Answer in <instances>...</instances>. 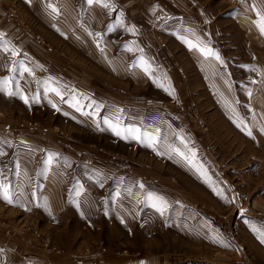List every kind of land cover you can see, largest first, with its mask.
<instances>
[{"label": "rangeland", "instance_id": "1", "mask_svg": "<svg viewBox=\"0 0 264 264\" xmlns=\"http://www.w3.org/2000/svg\"><path fill=\"white\" fill-rule=\"evenodd\" d=\"M6 1L0 0V10L7 20L32 32L16 1ZM136 1L147 6V0ZM240 1L228 0V11L219 17L221 34L198 47L218 66L231 68L239 57L250 61L254 46L262 53V67L264 39L246 50L253 27ZM122 20L130 23L125 14ZM136 29L143 38L145 28ZM34 37L42 47L39 62L0 42V118L17 136L5 141L8 155L33 163L36 172L27 170L25 176L8 169V158L0 156V178L7 181L8 194L9 185L17 192L30 184L39 188L46 155L53 172L62 174L64 206L50 214L37 203L38 215L25 223L32 230L23 233L29 244L49 252L46 264H264L263 78L260 87L237 82L233 108L212 112L209 123L201 121L206 131H197L191 123L194 108L157 106V98L149 96L156 88L111 77L109 61L100 63L98 74L77 45ZM107 45L117 56L114 45ZM141 45L137 52L146 56L147 44ZM165 46L173 51L182 45ZM224 113L227 124L219 123ZM224 135L226 147L220 143ZM206 137H216L214 156L223 171L214 170L210 150H202L209 144ZM26 150L35 151L24 156ZM2 224L6 235L22 237Z\"/></svg>", "mask_w": 264, "mask_h": 264}, {"label": "crops", "instance_id": "2", "mask_svg": "<svg viewBox=\"0 0 264 264\" xmlns=\"http://www.w3.org/2000/svg\"><path fill=\"white\" fill-rule=\"evenodd\" d=\"M2 1L7 5L6 0ZM14 1L22 11L23 18L32 27V32L27 34L20 26L11 24L5 13L0 10V42L11 43L16 51L34 61L40 59L36 57V54L42 48L34 44L33 39L36 34H39L44 41L75 44L86 52L93 61V65L97 66L95 68L98 74L101 68L100 63L104 61L107 66L105 61H109L110 70L107 67L106 71L111 74V77L124 80L123 83L126 85L145 87L144 90H149L150 86L156 88L157 94L152 93L149 96L157 98V106L194 108L195 113L191 123L197 131L203 130L200 128L203 118L210 122L212 112L218 109L222 112L228 111L230 106L233 108L236 102L233 90L237 82L248 81L252 87H260L261 78L264 79V65L261 67L260 61V57L263 56L260 50H254V46L250 53V61L245 62L239 57L240 61H233V68L218 66L212 58L203 56L201 48L198 47L199 41L212 42L215 36L221 34L219 27L222 23H219V20L222 18L221 15L229 9L228 0H147L145 8L141 7L136 0H101V3L91 4L88 0ZM103 3H107L109 7H103ZM49 4L52 5L51 8ZM237 5L247 11L251 17L249 22L253 30L252 34L248 35L246 46L249 52L252 43L260 42L261 38L264 39V34H261L258 27L256 28V23L262 15L264 16V0H241ZM52 8L56 11H52ZM124 14L130 19L128 25L122 20ZM138 25L145 28L141 39L136 29ZM168 42L180 43L182 46L171 51L172 48L165 46ZM107 43L114 45L117 56L110 55L111 50ZM141 43L147 44L146 50L149 53H145L146 56L137 52L144 47ZM26 44L30 47L28 51L23 48ZM130 48L134 49V52H131ZM105 51L110 57L104 53ZM154 51L155 53H150ZM153 56H157L154 61L150 59ZM262 105L264 106V100ZM199 108L205 110L201 112V114L205 113L203 117L197 113ZM219 117L221 121L217 122L224 124L229 122L227 113L220 114ZM7 123L0 118V156L8 158L4 167L14 171H24L26 176L27 170L33 169V163L23 162L20 159L13 160L12 155H8L9 152L6 151L8 146L5 141L17 136L6 129ZM194 137L198 143H201L200 139L195 135ZM215 140L216 137L207 138L209 144L205 147L206 149L202 147V150H210L207 155L212 159L211 167L214 170L223 171L225 166L214 156L213 150L217 149L216 145L214 146ZM227 141L228 138L225 135L220 138V143L224 147L227 146ZM32 151L35 150L21 153L29 156ZM44 159L45 164L43 163L42 170L45 173H40L42 185H37L39 188L28 181L30 185L24 188V191L22 189L17 192L16 186L9 185L8 196L12 203H8L3 198L2 190H0V218H2L0 220V264L4 262L6 264H46L45 256L49 254L46 248L29 244L30 238L24 240L23 236V233L29 234L32 230L31 227L25 226V223L31 220L30 217L38 215L37 203L43 204L50 214L57 213L58 211L54 209L64 206L62 174L53 172L54 166L48 164L47 155ZM33 170L36 172L35 168ZM35 172L28 173L33 176ZM35 179L37 176L33 178ZM6 183L7 181L2 182L0 178V185L7 190ZM34 194L36 197L33 198ZM3 216L16 219L6 220ZM2 222L8 226L12 234L18 233L22 237L6 235L4 233L6 228L2 226Z\"/></svg>", "mask_w": 264, "mask_h": 264}, {"label": "snow or ice", "instance_id": "3", "mask_svg": "<svg viewBox=\"0 0 264 264\" xmlns=\"http://www.w3.org/2000/svg\"><path fill=\"white\" fill-rule=\"evenodd\" d=\"M88 2L90 4L93 2L101 3V0H88ZM102 6L103 7H109V5L107 3H103ZM49 7L51 8L52 5L49 4ZM52 11L55 12L56 9L52 8ZM257 27L259 28L261 34H264V16H262L261 19L257 22ZM25 102L27 103V100H25ZM77 110H79V109H77ZM113 131L115 132L116 135H121V132L119 130L113 129ZM127 131L129 132V134H131L133 132H136L137 130L129 129ZM262 131H264V130H262ZM249 135H250V133H249ZM137 138H138V136H137ZM0 190H2L3 198L6 199L8 203H12V200L8 196L7 190L3 188V185H0ZM262 242H264V241H262Z\"/></svg>", "mask_w": 264, "mask_h": 264}, {"label": "built area", "instance_id": "4", "mask_svg": "<svg viewBox=\"0 0 264 264\" xmlns=\"http://www.w3.org/2000/svg\"><path fill=\"white\" fill-rule=\"evenodd\" d=\"M251 166V165H250ZM6 234H9V231H6Z\"/></svg>", "mask_w": 264, "mask_h": 264}]
</instances>
